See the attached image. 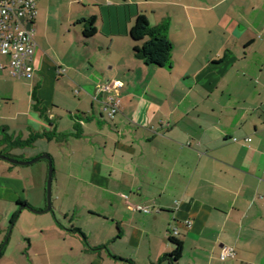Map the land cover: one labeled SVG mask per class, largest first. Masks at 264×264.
I'll list each match as a JSON object with an SVG mask.
<instances>
[{
	"label": "crops",
	"instance_id": "crops-1",
	"mask_svg": "<svg viewBox=\"0 0 264 264\" xmlns=\"http://www.w3.org/2000/svg\"><path fill=\"white\" fill-rule=\"evenodd\" d=\"M36 7L32 75L11 78L0 58V154L50 157L51 208L17 206L46 208V159H0V246L20 222L0 264H170V238L182 243L177 264H264V0ZM137 15L166 28L168 65L133 55ZM50 25L66 31L62 53ZM109 97L119 100L113 118ZM34 134L27 146L5 140ZM224 246L233 257L221 258Z\"/></svg>",
	"mask_w": 264,
	"mask_h": 264
},
{
	"label": "built area",
	"instance_id": "built-area-1",
	"mask_svg": "<svg viewBox=\"0 0 264 264\" xmlns=\"http://www.w3.org/2000/svg\"><path fill=\"white\" fill-rule=\"evenodd\" d=\"M36 16V0H0V55L8 57V74L14 79L28 78L33 73L31 57L36 46ZM2 68L3 65L0 64V69ZM120 85V82L115 81L111 87L115 89ZM109 87L104 85L102 89L107 90ZM101 103L109 118H113L119 110V100L114 97ZM129 207L145 213L151 211V208L140 204H130ZM176 233L173 230L172 234ZM220 256L222 259L231 258L234 256V249L224 246Z\"/></svg>",
	"mask_w": 264,
	"mask_h": 264
},
{
	"label": "trees",
	"instance_id": "trees-1",
	"mask_svg": "<svg viewBox=\"0 0 264 264\" xmlns=\"http://www.w3.org/2000/svg\"><path fill=\"white\" fill-rule=\"evenodd\" d=\"M84 24L83 36L85 38L91 37L95 34L96 28L94 25V17L81 19ZM129 36L135 42H140L133 47V55L141 59L146 64H153L158 67L168 65L170 62L171 42L169 41L166 28L161 25L152 26L143 15H137L132 26L129 29ZM40 135L34 134L29 139L22 141L16 140L8 142L14 145L27 146L31 145ZM22 202H18L20 206ZM175 245L172 253L165 255L168 257L170 264H177L182 255V243L174 238H170ZM1 254V253H0Z\"/></svg>",
	"mask_w": 264,
	"mask_h": 264
},
{
	"label": "water",
	"instance_id": "water-1",
	"mask_svg": "<svg viewBox=\"0 0 264 264\" xmlns=\"http://www.w3.org/2000/svg\"><path fill=\"white\" fill-rule=\"evenodd\" d=\"M42 158L46 159L48 162V175H47V184H46V208L43 209L42 211H38V210H35L34 208H32L31 206L24 204V205H20L19 211L23 208H26L33 213H43V212L50 210V208H51L52 162H51L50 157L46 154H42L41 156L35 157L31 160H26V161L17 160V159L12 158L8 155L0 154V159H4V160H7L11 163L20 164V165L31 164V163L39 160V159H42ZM11 228H12V223L10 224V228L8 229L7 234H6L2 244L0 246V251H1L2 247L4 246V244L6 243L8 237L10 236Z\"/></svg>",
	"mask_w": 264,
	"mask_h": 264
},
{
	"label": "rangeland",
	"instance_id": "rangeland-1",
	"mask_svg": "<svg viewBox=\"0 0 264 264\" xmlns=\"http://www.w3.org/2000/svg\"><path fill=\"white\" fill-rule=\"evenodd\" d=\"M61 29L59 28H56V26L54 25H50L47 27V38L48 40H50L49 42L51 43V46L53 48H58V52L59 53H62V49H64V46H66L67 44V41H65V35H66V31H59ZM66 44V45H64ZM57 50V49H56ZM1 56L3 55H0V58ZM12 78V77H11ZM33 159V158H32ZM46 161L45 159H39L31 164H29L28 166H31L32 168H37L38 166H40V164H44ZM19 208V206H18ZM17 208V210H18ZM19 226H20V222H17L16 224L13 225V228H12V233H11V240L13 238H15V235L18 233V229H19Z\"/></svg>",
	"mask_w": 264,
	"mask_h": 264
}]
</instances>
